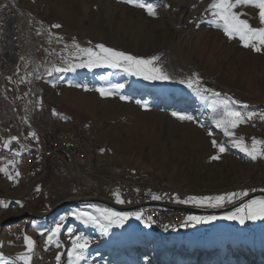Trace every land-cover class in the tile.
Masks as SVG:
<instances>
[{
  "label": "rangeland",
  "instance_id": "374dc122",
  "mask_svg": "<svg viewBox=\"0 0 264 264\" xmlns=\"http://www.w3.org/2000/svg\"><path fill=\"white\" fill-rule=\"evenodd\" d=\"M69 1H74L82 14L87 9L88 12L100 13L106 8L115 7L113 4H106L102 10L93 2H89L87 7L84 0H19V4H14L13 0H0V14L7 12L4 13L8 19L4 34L5 48L10 60L15 59L19 48L25 49V43L21 40L22 29L29 24V18L24 14L25 9L38 21V55L44 60L53 58L45 75L39 80L43 98L52 102L58 114L73 115L92 125L99 162L96 171L109 174L110 168L125 171L128 167L145 165L152 170L153 184L187 188L192 194L191 197H214L231 192L238 194L233 201L242 197L239 194L248 189L242 188L241 182L246 177L258 180L264 171L258 173L257 160H251L230 143L226 145L227 151L220 154L219 160L210 159L218 152L212 146V139L221 143L228 140L222 129L215 126V120L219 116L209 107L215 99L211 93L198 95L189 88L165 85L162 80H145L142 76L130 75L122 67H82L52 75H48L47 70L53 65L68 67L69 64L80 63L84 59L70 55L73 51V40L81 47L102 43L146 59L159 56V66L175 79L186 80L196 73L201 77L204 87L241 101V104L235 105L238 109L258 113L259 108L264 105V70L259 66L250 73L245 66L248 61L246 54H259L260 64L263 65L264 51L257 53L245 48L238 37L237 41L232 39L228 42L219 37L201 43L199 52H192L189 46L184 49L183 43L198 42L203 36L218 37L217 32H223L208 23L210 13L206 9L211 0H145L146 3L156 5V16H150L144 9L126 4L127 11H132L133 15L140 13L147 20L143 22L147 33L142 34L140 41L136 43L134 28L138 23L131 22V32L128 33L122 28L120 33L123 37V48L100 37L106 34L104 29L109 27L104 20L97 24L99 29L94 30L95 34L91 38L79 37L77 32L69 33L64 15V4ZM113 1L119 5L124 4L121 3L122 0ZM19 7L20 13L17 12ZM118 11L120 8L107 13ZM57 24L60 25L59 28L53 27ZM82 27L89 28L90 20L85 18ZM72 30L78 31V28ZM150 32L159 38V41L153 42L154 45L147 40L148 37L152 38ZM234 46L243 49L242 52L245 53L241 54V63L237 62L239 51L237 54L230 53ZM181 48L185 50L183 53ZM233 56L236 60L228 64ZM207 58L211 62L206 64ZM212 64L221 67L210 70ZM117 85L123 87H116ZM100 87L109 88L115 94L101 96L96 91ZM87 94L90 99L86 98ZM121 96L129 99L122 100ZM95 97H98L99 103L95 102ZM137 101L141 103L138 104ZM244 104L248 105L246 109ZM10 111L9 108L5 109L6 117ZM173 112L192 115L195 121H182L173 116ZM257 120L258 117L253 118L236 130L237 135L243 136L249 145L251 138H258L254 135L259 131ZM206 129L211 130L213 136H209ZM261 139L264 137L261 136ZM123 175L120 173L119 176ZM5 187L2 184L0 188V200L9 206L4 208L0 205V222L19 219L0 231V253L6 258V262L0 261V264H21L17 255L26 251L23 239L25 235L31 236L35 241L33 258L39 245H42L40 239L47 241V230L55 227L57 223L62 225L58 240L63 246L58 264H68L72 240L75 235L80 234L90 241L81 264H264V219L247 220L241 224L238 220L222 218L226 213L217 214L214 215L218 217L214 225L205 229L208 232L197 235L192 222L181 231L162 234L131 216L123 225H119L117 231L114 229L116 224H113L107 234H104L94 224H84L71 215L77 211L87 212L80 210L84 206L79 204L68 206L48 219L39 220L26 215L42 214L65 200L87 196L104 197L117 203L113 195L118 191L116 189L105 195L101 185L97 188L90 180L75 178L56 179L51 185L36 182L27 188L13 184L14 190ZM16 201H20L22 207ZM226 204L229 202L226 201L223 205ZM199 206L211 207L207 202ZM65 212L68 216L61 219L60 216ZM127 222H133L136 227L132 234H124ZM222 223L226 225L221 233H209ZM69 228L73 230L71 236L68 233ZM41 232L45 235L42 236ZM193 232L196 234H192ZM148 233L152 237L143 240L142 237H147ZM52 244L56 243H48Z\"/></svg>",
  "mask_w": 264,
  "mask_h": 264
},
{
  "label": "built area",
  "instance_id": "2783aa9c",
  "mask_svg": "<svg viewBox=\"0 0 264 264\" xmlns=\"http://www.w3.org/2000/svg\"><path fill=\"white\" fill-rule=\"evenodd\" d=\"M17 10L15 11L20 13V7ZM23 10L29 18V24L21 31L25 49L19 48L13 60L8 58L4 41L8 25V19L5 17L7 12L0 14V100L10 106V121L13 124L0 128V167L6 169V172H0V185L5 178L9 179L10 175L13 177L10 180L18 186L21 180L30 178L25 186L23 185L25 188L43 179H48L50 183L60 177L87 179L97 188L105 184L108 188L117 189L130 205L141 204L140 220L148 225L161 224V233L181 227L185 222L186 213L145 204L152 201L182 203L180 201L192 196L186 192L189 189L153 184L154 176L152 178L150 175L149 178V175H143L139 167H128L122 177L98 173L92 125L78 122L61 128L50 116L52 105L48 99L43 98L44 93L39 83L46 70L39 73L37 65L38 21L31 13ZM37 76L40 78L37 79ZM261 110L264 112V106ZM256 125L264 137V121L258 118ZM30 132H35L37 138L31 137ZM11 137H17V140L11 141L8 148L3 147L4 142L9 141ZM28 141L31 144L23 151L22 146ZM250 179L245 180L244 189H264V172L258 180ZM154 195L161 198L153 199ZM149 217L151 221L148 220ZM41 243V250L34 264H53L57 255L56 248L49 247L45 239H41Z\"/></svg>",
  "mask_w": 264,
  "mask_h": 264
},
{
  "label": "snow or ice",
  "instance_id": "6c2138e0",
  "mask_svg": "<svg viewBox=\"0 0 264 264\" xmlns=\"http://www.w3.org/2000/svg\"><path fill=\"white\" fill-rule=\"evenodd\" d=\"M125 3L131 4L133 6L144 9L148 15L156 16V5L152 3H146L145 0H124ZM244 7H251L256 10V18L258 19V26H253L248 18H242L247 15L246 12L240 11L238 9ZM206 12L210 13L208 18V23L216 27L217 29H222L223 33L229 38L233 39L238 37L239 41L243 44L245 48H250L253 51L260 53L264 51V0H211L208 5ZM53 27L59 28L60 25H53ZM67 47V46H66ZM73 51L70 55L74 57H83L84 59L80 63L71 64L68 67H57L53 65L49 68L48 75L53 73L66 72L69 70H75V68H94L99 66H107L111 68H123L130 75L142 76L145 80H168L169 75L165 73L159 66L158 61L159 56H152L150 58H143L139 56H134L124 51H119L114 48L105 46L104 44H96L92 47H81L79 43L73 40L72 44ZM23 60L24 58L21 57ZM31 75V73H28ZM37 79L40 77L37 76ZM186 83L187 87L191 89L198 95H204L206 93H211L215 99L212 100L209 107L214 113H217L219 118L215 120V126L218 129H222L224 136L228 137V140L221 143L216 139H212V146L218 149L216 155L210 157L212 160H219L221 158L220 154L227 151L226 145L230 143L233 147L238 148L241 152L245 153L251 160L255 161L257 159H264V139L251 138V144L246 143L243 136L237 135V129L241 124L247 123L253 118L258 117L259 120L264 121V112L256 113L252 111H242L235 107V105L241 104V101L234 100L232 97L226 94H221L214 92L210 88H206L201 84V77L193 73L192 76L188 77L186 80L181 81ZM116 87H123V85H117ZM101 96L107 97L112 96L115 93L109 88L100 87L96 89ZM120 99L127 100L129 97L121 96ZM138 104L141 101H137ZM146 106V105H145ZM243 107L246 109L247 104ZM173 116L178 117L182 121H195V118L189 114L183 113H172ZM207 130V129H206ZM209 136H213L211 130H207ZM29 135L33 138H37L35 132H30ZM17 140V137H11L9 141H5L3 147L8 148L11 141ZM103 151V149H101ZM0 172H6L5 168L0 167ZM18 176L19 173L17 172ZM9 179H13L10 175ZM116 198L117 203H124L121 198L119 191L113 193ZM239 195L247 196V191L240 193ZM238 196L237 193L231 192L222 195H217L214 197L202 196V197H189L186 200L180 201L182 203H196L199 205L208 203V206L219 207L223 205L226 201L232 202ZM153 199H160L161 197L154 195ZM22 207L20 201H16ZM0 205L7 208L9 205L4 201L0 200ZM89 208H94L99 215H94L92 212H80L77 211L72 213L77 219L81 220L84 224H94L104 234H107L109 227L113 224L123 225V223L131 216H135L137 219L141 218L140 213H127V212H116L110 208H100L96 205H88ZM217 216H189L187 222H192L194 224H199L202 222H210L216 220ZM224 219L228 220H238L239 223L244 224L247 220H258L264 219V197L258 199L249 200L248 203L241 205L234 212L226 213ZM63 219V217L61 218ZM151 221V217L148 218ZM62 225L57 223L55 227L47 230V243L51 244L55 242L57 247H59L58 234ZM68 233L73 235V230L68 229ZM42 236L45 235L44 232L40 233ZM26 246V251L21 252L17 255V260L21 264H31L32 256L35 248V241L31 236L25 235L23 237ZM90 241L83 234L75 235L72 240V248L68 252V264H81V261L85 258V252L89 247ZM56 260L59 262L61 260V254L57 253ZM0 261H5L6 258L0 253Z\"/></svg>",
  "mask_w": 264,
  "mask_h": 264
},
{
  "label": "bare ground",
  "instance_id": "6f19581e",
  "mask_svg": "<svg viewBox=\"0 0 264 264\" xmlns=\"http://www.w3.org/2000/svg\"><path fill=\"white\" fill-rule=\"evenodd\" d=\"M13 2H14V4H19V0H13ZM84 2H85V6H87V7H88L89 2L96 3V4H98L99 8H102V10L106 7L105 6L106 4H113L115 7L114 8H106V9H104L106 12L103 10L100 13H97L95 11L88 12L89 9H87V11L84 12V14H82L80 12V10H79L80 8L77 6V4L74 1L73 2L69 1L68 4H64V15H65L67 23H68L67 30L71 34L77 32L79 37H82V38L83 37H86V38L90 37L91 38L92 35L95 34L94 30L95 29H99L97 24L104 20V21H107L109 27L104 29L106 34H102L100 37L103 38V39H107L108 41H110L115 46L123 48L124 47V46H122L123 37H122V35L120 33L122 31V28L126 29L127 32L130 33L132 28H133L132 25L130 24L131 22L138 23V26L134 28L135 29V34H136V38H135V42L136 43L138 41H140V38H141L142 34H146L147 33V29L145 27H143V22L147 21V20L140 13H138L137 15H133L132 11H130V10L127 11V5H126L127 3H125L124 0L121 1V3H124V4H120V5L114 3L113 0H107V2H106V0H84ZM116 8H120V11L114 12V13H107V12H110V11H112L114 9L116 10ZM238 10L247 13V15L245 17H242V18H248L249 22L253 26H258V19L256 18V12H254V10H252L251 7H244V8L238 9ZM85 18L90 20V27L89 28L82 27ZM75 27L78 28V31L72 30ZM149 34H152V38L148 37L147 40L150 41L151 45H154L153 42L159 41V38L154 33L150 32ZM221 34H223V35H221ZM217 36L218 37L212 36L214 38H212V37L208 38L206 36H203L202 38L199 39L198 42L196 41V42L183 43L185 45L184 49L188 48V46H189L190 49L192 48V52H197V51L199 52L200 51L199 50L200 49L199 45L201 43H207V42L213 41L214 39H217L219 37H220V39L222 38V39H224V40H226L228 42L230 40H232V39H229L228 37H226V35L223 32H217ZM233 39L236 40V41L238 40L237 37L233 38ZM184 49L181 48L182 53H183V51H185ZM242 50L243 49L236 48V46H234L232 48V50L230 51V53H234V54H237V53L240 52L239 53L240 56L238 55L239 59L237 58V62H239V63L242 62L241 54H245L244 52H242ZM25 55H27V53H25ZM260 58H261V56L259 54L256 55L255 53L254 54L250 53V56H248L246 54V59H248V61H247L245 66L250 71V73L253 70H256L259 66H261L262 70H264V63H263V65L260 64V62H261ZM257 59H258V61H257ZM52 60H53V58L52 59H48V60H44V59H42L40 57V55H37V65H38L39 73H42L44 70H46V68H48V66L51 64ZM235 60H236V57L233 56L231 58V60H229L228 64L233 63ZM207 62H211L210 58L206 59L205 63L207 64ZM212 63H215V62L212 61ZM244 63H245V60H244ZM257 63H258V65H257ZM69 65H71V64H69ZM214 65L213 64L211 65L210 70H214V68L220 69V67H221V65H220V67L219 66L216 67V64H214ZM209 73L210 72H207V74H209ZM167 74L169 75L170 79L162 80L163 84H165V85L172 84V85H175V86L188 88L186 83H182L181 82V81H184V80L175 79L169 73H167ZM251 80H253V79H251ZM86 98L90 99L89 94L86 95ZM82 99L83 98H81V100ZM88 101H90V100H88ZM99 101L100 100L98 99V97H95V102L99 103ZM28 117L30 118V114H28ZM133 167H139L140 172L143 175H149V178H151V176L153 178V176H154L153 173H152V170L149 167L145 166V165H139V166H133ZM248 178H250V177H246L244 179V181L241 182L242 183L241 184L242 188L246 187L245 180L248 179ZM186 192L190 193L189 190L186 191ZM65 216H68V213L65 212L60 217H65ZM1 231H2V229H1ZM150 237H152L151 233L147 237H142V239L144 240V239H148Z\"/></svg>",
  "mask_w": 264,
  "mask_h": 264
},
{
  "label": "crops",
  "instance_id": "0c3cea01",
  "mask_svg": "<svg viewBox=\"0 0 264 264\" xmlns=\"http://www.w3.org/2000/svg\"><path fill=\"white\" fill-rule=\"evenodd\" d=\"M50 101V100H49ZM0 103H1V107H0V128H6V127H10L11 125H13L12 123H11V121H10V119H11V117H12V110H11V108H10V106H8L5 102H3L2 100H0ZM50 103L52 104V102L50 101ZM62 107V106H61ZM60 107V108H61ZM10 109L11 111H10V113L9 114H7V117H6V112H5V109ZM61 110H64V109H62L61 108ZM52 111L53 112H51V114H50V116L60 125V126H62V127H65V128H67V127H70L71 125H73V124H76V123H78V122H80V123H84V124H88V123H86V122H84V121H81V120H79V119H77L75 116H73V115H66V114H58L57 112H55L56 111V109L54 110V105L52 104ZM254 112H256L257 113V111H254ZM258 113H259V110H258ZM56 115V116H55ZM254 135L255 136H258V139H261V135L258 133V131H256L255 133H254ZM28 144V145H27ZM31 144V142L30 141H28L26 144H23V146H22V148L24 149V150H27L28 149V147H29V145ZM257 164H256V169H258V173H261L262 171H264V159H257ZM97 164H99V162H97ZM98 167V166H97ZM124 172L125 171H121V174H124ZM109 174H111V175H116V176H119L120 175V173H118V170L116 169V168H114V169H112V168H110V171H109ZM119 174V175H118ZM30 177L32 178V176L30 175ZM64 177H60V178H57L58 180H60V179H63ZM30 180V178H25V179H23V180H21L19 183H21L20 184V187H24L23 185L27 182V181H29ZM36 182H45L46 184H48V185H51V184H53V183H50L49 182V180L48 179H43V180H38V181H36ZM36 182H33V183H36ZM55 182V181H54ZM32 183V184H33ZM2 184H3V186L5 187H7V188H9L10 190H14V188H13V184H15V185H17L13 180H10V179H4L3 180V182L1 183V185H0V188H1V186H2ZM31 184V185H32ZM5 187V188H6ZM102 187L104 188V193H105V195L107 194V193H109V191H114L115 190V188L114 189H111V188H108L105 184H103L102 185ZM25 188V187H24ZM117 190V189H116ZM120 193V192H119ZM120 196H121V198L124 200V204L126 203V199L121 195V193H120ZM110 198V197H109ZM117 204H120V203H117ZM80 206H84V207H80V210H86L87 212H92L94 215H98V213L96 212V210L94 209V208H89L88 207V205H96V206H101V207H103V208H106L107 206H105V205H102V204H97V203H89V204H79ZM123 205V204H122ZM73 206H75V205H73ZM71 207V206H70ZM108 208H110V207H108ZM77 209V208H76ZM110 209H112V208H110ZM113 210H115V209H113ZM116 212H123V211H118V210H115ZM69 212H70V209H69ZM125 212V211H124ZM130 212H135V211H127V213H130ZM191 216H212V215H197V214H191ZM187 217L188 216H186V219H185V222H184V224L183 225H185L186 224V221H187ZM217 221V219L216 220H214V221H210V222H202V223H199V224H193L192 226H193V230L197 233V235L198 234H200V233H204V234H206V232H208L207 230H205L207 227H210V225H214V223ZM219 221V220H218ZM139 222H141V223H143L140 219H139ZM188 223L189 222H187V226H188ZM210 223V224H209ZM144 224V223H143ZM189 225H190V223H189ZM225 225L226 224H224V223H222V224H218L215 228H213V230L212 231H209V233L210 232H217V231H220V233L224 230V228H225ZM96 226V225H95ZM150 228H152L153 230H161V229H163V226L161 225V224H154V223H151V224H149L148 225ZM187 226H181V227H179V228H176L175 230H174V232H177V231H181V230H183V229H185ZM117 228H119V225H116V226H114V229H115V231H117L116 229ZM124 229H125V233L124 234H132L133 232H134V230L136 229V227L134 226V224H133V222H127L126 224H125V226H124ZM196 233H192V234H196ZM122 234H123V232H122ZM211 234H214V233H211ZM50 247H54V248H56V250H57V253H60V250L63 248V246L59 243V247H57V244H52V245H49ZM41 250V247H40V245H39V247H38V250H37V253L34 255V257L32 258V261H31V264H34V262L36 261V258H37V256L39 255V251ZM54 264H58V262H57V260L55 261V263Z\"/></svg>",
  "mask_w": 264,
  "mask_h": 264
},
{
  "label": "water",
  "instance_id": "95a60500",
  "mask_svg": "<svg viewBox=\"0 0 264 264\" xmlns=\"http://www.w3.org/2000/svg\"><path fill=\"white\" fill-rule=\"evenodd\" d=\"M264 197V191H255L248 193L247 196H242L238 198L237 200L233 201L232 203L219 206V207H207V206H199V205H189V204H169V203H158V202H149L146 205L149 206H158L166 209H173V210H179L188 212L191 214H197V215H217V214H223V213H229L232 211H235L237 208L241 207V205L248 203L249 200L252 199H258ZM87 203H98L105 205L107 207H110L112 209L118 210V211H134L138 210L142 206L140 204L137 205H121L112 202L111 200L97 197V196H87V197H80L79 199H70L65 200L64 202H60L57 206H55L53 209L45 212V213H28L26 216L31 218H36L39 220L48 219L58 213H60L62 210L66 209L68 206L74 205V204H87ZM19 218H12L4 222H0V231L5 226L12 224L16 222Z\"/></svg>",
  "mask_w": 264,
  "mask_h": 264
},
{
  "label": "trees",
  "instance_id": "16d2710c",
  "mask_svg": "<svg viewBox=\"0 0 264 264\" xmlns=\"http://www.w3.org/2000/svg\"><path fill=\"white\" fill-rule=\"evenodd\" d=\"M118 173H121V171H118Z\"/></svg>",
  "mask_w": 264,
  "mask_h": 264
}]
</instances>
